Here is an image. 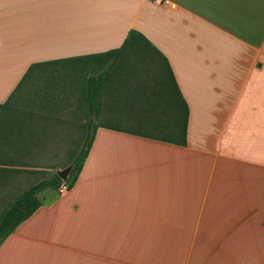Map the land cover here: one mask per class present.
I'll use <instances>...</instances> for the list:
<instances>
[{
	"label": "crops",
	"instance_id": "0c3cea01",
	"mask_svg": "<svg viewBox=\"0 0 264 264\" xmlns=\"http://www.w3.org/2000/svg\"><path fill=\"white\" fill-rule=\"evenodd\" d=\"M130 30L153 48L123 49ZM155 55L186 103L185 144L111 120L162 113ZM53 60L51 106L0 123V186L19 194L45 148L94 134L74 183L40 191L1 241L0 264H264V0H0V104L21 81L36 93L24 89L49 67L31 64ZM80 63L112 64L92 124Z\"/></svg>",
	"mask_w": 264,
	"mask_h": 264
},
{
	"label": "trees",
	"instance_id": "16d2710c",
	"mask_svg": "<svg viewBox=\"0 0 264 264\" xmlns=\"http://www.w3.org/2000/svg\"><path fill=\"white\" fill-rule=\"evenodd\" d=\"M140 45H145L147 48L152 47L149 40L143 34H141L140 32H136L135 30H130L124 39L123 49L126 47L136 48ZM121 51L122 50L117 48L100 53L99 55L105 57V60L109 59L111 56L116 59ZM156 52L159 54L157 50ZM155 60L160 74L164 75V72H166L171 75V70L165 58H161L155 55ZM54 61L58 60L31 64V68L33 66L49 67L43 70V75L45 77L39 76L37 79V81L39 79H45V82H43V86L41 87L42 89H24L25 91H34L36 93L30 92L21 96L19 95V92L23 90L22 81L19 82V84L11 94V98L0 104V123L4 121L6 116L9 117L13 109L20 106H33L37 103L38 105H42L44 107L51 106L52 99L50 92L52 79H50L49 76L51 74L50 64ZM111 67L112 64H109L105 70L99 72V66L94 64L93 67H91L90 69L88 68L89 72L87 73L86 77H84V80L81 83V93L83 99L90 109V113L87 116L89 122L91 121V118L93 119V121L98 118V111L96 108H98L101 90L105 83L107 73L109 69H111ZM90 72L96 75H91ZM171 80L173 91L170 92L169 90V96L164 101V107L160 109L162 113L153 115L150 114L147 115L148 117L140 116L143 121L141 122V124H147L149 127L147 129L137 131L139 133H145L149 136L151 135L152 137H157L162 140L185 144L187 106L181 94L179 93V90L177 88V85L173 81V78ZM35 83L36 82L32 84V88ZM35 96H38V99H36ZM13 98H16L14 99L16 100L15 102H13ZM93 134L94 128L88 129L84 137V143L82 146H80L78 151L74 154L72 151H68L66 154L67 163L72 164V168L69 172L68 178L67 180H65L66 183H68V187H70L74 183L81 169L83 160L90 147ZM46 153L47 152L45 148V154ZM28 165L31 166L32 164ZM42 167L43 169L40 171L51 169L49 167L46 168L45 166ZM61 182H63L61 177L55 171H53L48 175H43L39 180L31 183L19 194L13 197V199L0 211V243L17 227L19 223L29 217L41 205V200L38 197V193L46 188L57 189Z\"/></svg>",
	"mask_w": 264,
	"mask_h": 264
},
{
	"label": "rangeland",
	"instance_id": "374dc122",
	"mask_svg": "<svg viewBox=\"0 0 264 264\" xmlns=\"http://www.w3.org/2000/svg\"><path fill=\"white\" fill-rule=\"evenodd\" d=\"M89 62V61H88ZM81 64V63H80ZM79 64V65H80ZM89 66H83V64H81L79 66V70L84 72L85 69H88ZM90 69V68H89ZM119 69L116 70V72L113 74V76L118 75ZM43 82H45V79H39L34 85L33 88H27V90H31V89H35V90H41L42 86H43ZM159 83L160 85L162 84L163 86H166L168 88V90H170V92L173 91V85H172V80L171 77L168 73L164 72V75H162L159 79ZM16 98H13V102H15L16 100H14ZM148 117V116H145ZM115 124H120L123 125L125 127L129 126L131 128H136L138 130H142V129H147L149 126L147 124H141V123H135L132 122L130 123L131 119L127 120L129 121V123H127L125 120H116L115 118L111 119ZM80 147H49L46 148V156H45V161L42 164H39L41 166H45L46 168H51V169H45V171H38L37 174H28V178L26 179V181H24L25 183L22 184V188L30 185L33 182H36L37 180H39L43 175H48L53 171H56V169L58 168H63L66 165H68L69 163H67V158H66V154L68 151H72L73 154L76 153L78 151ZM16 193L14 190L11 189L10 184H5L0 186V211L3 209V207L5 205H7L12 199L13 197L16 196Z\"/></svg>",
	"mask_w": 264,
	"mask_h": 264
},
{
	"label": "water",
	"instance_id": "95a60500",
	"mask_svg": "<svg viewBox=\"0 0 264 264\" xmlns=\"http://www.w3.org/2000/svg\"><path fill=\"white\" fill-rule=\"evenodd\" d=\"M71 168H72V164L70 163L63 168L56 169L55 172L61 177L62 180L65 181L68 178Z\"/></svg>",
	"mask_w": 264,
	"mask_h": 264
},
{
	"label": "built area",
	"instance_id": "2783aa9c",
	"mask_svg": "<svg viewBox=\"0 0 264 264\" xmlns=\"http://www.w3.org/2000/svg\"><path fill=\"white\" fill-rule=\"evenodd\" d=\"M68 189V183H66V181L63 180V182L60 183V185L57 188V191L59 193H62L64 191H66Z\"/></svg>",
	"mask_w": 264,
	"mask_h": 264
}]
</instances>
